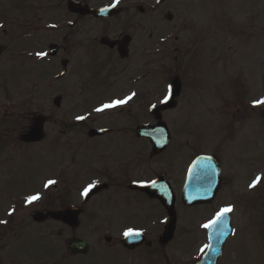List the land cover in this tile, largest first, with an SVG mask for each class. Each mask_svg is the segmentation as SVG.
Returning <instances> with one entry per match:
<instances>
[{
  "label": "flooded vegetation",
  "instance_id": "flooded-vegetation-1",
  "mask_svg": "<svg viewBox=\"0 0 264 264\" xmlns=\"http://www.w3.org/2000/svg\"><path fill=\"white\" fill-rule=\"evenodd\" d=\"M26 1L29 0H13L0 12V22L6 26L1 34L5 44L0 45V59L6 57V67H12L1 76L3 92L7 99L13 97L6 85L10 78L18 76L15 94L19 98L41 100L49 94L54 108L35 109L30 102L16 107L1 104L0 175L10 176L21 170L14 165L27 156L47 160L41 162L50 175L39 185L47 191L65 193L66 198L58 208L48 206L39 212L74 209L76 229L83 224L103 229L101 236L86 242L85 255H73L67 250L70 258L80 264H200L208 243V229L203 225L209 224L221 209L231 206L233 211L226 215L231 237L233 217L237 211L245 214L247 197L253 200L251 210L257 212L261 228L264 158L258 156L257 167L252 171L245 167V178H239L243 168H236L237 184L245 190L236 200L232 191L236 179L232 168L223 167L219 149L205 151L184 145L185 133H192L181 120L185 94L203 97L209 93L214 100L217 82L212 69L211 77L204 80L199 61L186 60L183 48L154 44L152 0H66L63 28L52 27L50 22L41 27L40 5L25 6ZM51 4L45 9L49 16L55 10ZM110 7L97 17L87 12ZM23 66L27 69L20 72L18 68ZM14 72L16 75L11 76ZM50 82L58 88L50 91L46 85ZM132 93L136 95L122 107L103 113L95 111ZM165 96L169 99L162 103ZM57 99L58 107L54 105ZM63 100L65 106L60 108ZM260 107L249 112L236 109L233 114L240 115L237 120L249 114L264 120V109ZM228 108L229 105L223 112L226 123L220 126L225 141L236 137L238 131L231 123ZM78 116L85 119L77 120ZM169 116L172 122H167ZM37 119L42 123L41 139L29 141L25 137ZM50 127L53 137L48 140ZM160 146L163 148H154ZM184 148L191 153L187 158ZM201 156L211 159L194 171L190 190L194 195L211 194L213 186L206 180L217 177L216 165L220 185L212 201L206 199L186 207L182 193L188 170L192 161ZM258 177L259 183L250 188ZM49 180L56 183L45 187ZM89 185L94 187L82 196ZM224 188V197H231L233 203L220 202ZM7 195L13 197L11 192ZM22 196L20 193L16 198ZM172 200L175 221L168 239L163 234L169 224L167 210ZM180 217L192 223L190 230L187 226L178 227ZM47 222L65 226L51 219L36 224ZM128 229L141 234L126 237L124 232ZM214 231L219 233L218 228ZM78 241L83 240L72 237L66 248L70 242ZM201 242L203 251L196 255ZM215 264H229L222 260V250Z\"/></svg>",
  "mask_w": 264,
  "mask_h": 264
},
{
  "label": "rangeland",
  "instance_id": "rangeland-1",
  "mask_svg": "<svg viewBox=\"0 0 264 264\" xmlns=\"http://www.w3.org/2000/svg\"><path fill=\"white\" fill-rule=\"evenodd\" d=\"M12 1L0 0V12ZM65 1L29 0L25 6L40 5L41 27L50 22L52 27L63 28ZM50 2L51 7H55V10H51V16L49 11H45ZM151 4L155 10L154 44H174L183 48L186 60L199 61V69H203L202 78L206 80L211 77L212 69L217 82L214 100L209 93L203 97L197 96V93L188 96L185 94L181 120L192 133H185L184 145L189 149L198 146L200 150L205 151L210 148L219 149L218 155L223 167L232 168L234 179L237 177L236 168L242 167L243 169L239 170V178H245V167L252 171L257 167L258 156L264 158V120L252 114L237 120L240 115L233 113L236 109H247V112L256 109L258 107L254 108L253 102L264 99V0H166L162 5L152 0ZM166 14L172 16V21L165 20ZM4 28L6 26H2L0 22L1 47L5 44L1 35ZM5 60L6 57L0 59V107L1 104L5 107H16L22 102L24 105L30 102V107L35 109H53L49 94L41 100L19 98L15 94L20 80L18 76L10 78L7 82L6 86L13 97L6 98L1 76L12 70V67H6ZM18 69L22 72L27 67ZM15 75V72L11 74ZM46 85L50 87V91L58 88L51 82ZM65 102L61 101L60 108H64ZM228 105V111L231 110L232 113V117L229 114L231 123L238 131L236 137L231 136L225 141L220 126L226 123L227 116L223 112ZM260 108L264 109V105ZM166 120L172 122V117L169 116ZM51 130L50 127L48 140L53 137ZM260 147L263 150H260ZM185 148L183 152H188L184 155L187 158L191 153ZM41 161L47 160L27 156V159L14 165L21 170L10 176L0 175V220L4 221L0 223V264H80L81 261L69 257L67 241L75 237L89 244V240L93 241L103 234L102 228L85 224L76 230H70L53 222H32V212H39L48 206L58 208V205L64 204L63 199L66 198L65 193L47 191L39 185L40 180L50 175V170ZM226 171L229 173L230 170ZM237 182L236 179L232 186L236 200L240 197L239 193L245 192L239 188ZM10 192L13 197L7 195ZM20 193L23 196L16 198ZM225 193L224 188L220 202L233 203L231 197H224ZM33 195H39L40 199L28 204L27 198ZM50 197L52 199L49 201ZM252 202L253 200L247 197L244 201L245 214L242 216V213L237 211L233 217L234 232L222 249V260H227L229 264H264V224L261 228L258 227L259 218L257 212L251 210ZM256 208L258 210L257 205ZM262 211L264 217V204ZM191 224L180 217L178 227L187 226V230H190ZM203 246L202 242L197 245L196 255L202 253Z\"/></svg>",
  "mask_w": 264,
  "mask_h": 264
},
{
  "label": "water",
  "instance_id": "water-1",
  "mask_svg": "<svg viewBox=\"0 0 264 264\" xmlns=\"http://www.w3.org/2000/svg\"><path fill=\"white\" fill-rule=\"evenodd\" d=\"M164 0H159V2H163ZM105 11V10H101V11H96L93 12V14L97 17V16H101L100 14ZM87 12H90V10H87ZM170 20V17H167ZM50 49H53V47H50ZM1 53V52H0ZM54 105L56 107L59 106V100L57 99L54 102ZM41 135H42V123L39 122V120L37 119L33 126L31 127L30 132L28 133L27 137H25L27 140L29 141H38L41 139ZM156 149H161L163 148L162 146L160 147H154ZM199 160H197L198 162ZM201 167V166H200ZM200 167H197V165L191 169L190 172V177L189 179H187V184H186V188L184 190V194L182 196V200L186 205H190L193 204L195 202V197L201 199V201H204L205 199L209 198L210 196L212 197L217 185H218V177L217 179H207L206 181L210 184V186H213V191L210 192L211 194L206 195V194H200V195H193L192 193H190L189 189L192 188L193 186V175H194V170H198ZM187 189V190H186ZM168 211V227L166 226V230L164 232L163 235H165L166 238H170L172 235V230H173V226H174V221H175V216H174V211L172 209V203L171 206L169 207ZM47 219H51L57 222H60L63 225H66L67 227L71 228V229H75L77 227V213L74 209L72 210H65L62 212H57V213H47V214H42V213H35L32 216V220L36 223H40L44 220ZM222 225L223 223L219 222L216 225ZM225 225V222H224ZM226 226L223 227V233H216L215 236L213 235L212 240L210 241L209 244V248L206 252V254L203 256V259L201 261L202 264H214L216 262L217 259V255H215L219 250H220V246L223 242V240L225 239L226 235ZM217 237H220V241H216L215 239ZM68 249L70 251V253L72 254H86L87 252V245L85 242H71L68 246Z\"/></svg>",
  "mask_w": 264,
  "mask_h": 264
},
{
  "label": "snow or ice",
  "instance_id": "snow-or-ice-1",
  "mask_svg": "<svg viewBox=\"0 0 264 264\" xmlns=\"http://www.w3.org/2000/svg\"><path fill=\"white\" fill-rule=\"evenodd\" d=\"M157 2H159V0H157ZM39 55V54H38ZM136 95V93H132L126 97H124L123 99H116V100H112L109 103H105L102 106L98 107L95 109V111L97 113H103L106 110H111L114 108H118V107H122L124 105H126L129 101H131L133 99V97ZM169 97L165 96L164 100L161 101L162 103H167ZM261 105H264V99L261 100H257L253 102V107H259ZM85 119L83 116H78L77 120H83ZM260 177L257 178L256 181H254L249 187L250 188H254L256 186L257 183H259L260 181ZM56 183L53 180H49L46 184L45 187H48L49 185H52ZM153 184L155 183L154 181L152 182ZM92 187H94V185H89V187L85 188L84 191L81 193L82 196H87L89 191L92 189ZM40 199L39 195H33L27 198V203L31 204L33 202H36ZM233 211L232 207H225L223 209H221L215 216V218L210 222V224H205L203 225V227L205 228H209V227H214L216 224H218L225 215H227L228 213H231ZM9 215H11V212L9 213ZM0 223H4V221L0 220ZM141 233L139 231H133L132 229H128L127 231L124 232V235L126 237L128 236H139ZM205 247H208L207 245ZM201 251H203V249H201Z\"/></svg>",
  "mask_w": 264,
  "mask_h": 264
}]
</instances>
